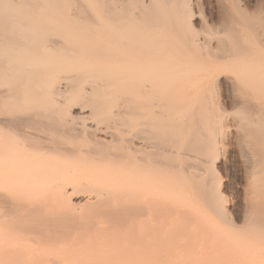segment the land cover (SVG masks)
<instances>
[{
  "label": "bare ground",
  "instance_id": "bare-ground-1",
  "mask_svg": "<svg viewBox=\"0 0 264 264\" xmlns=\"http://www.w3.org/2000/svg\"><path fill=\"white\" fill-rule=\"evenodd\" d=\"M197 1L0 0V264H264V0Z\"/></svg>",
  "mask_w": 264,
  "mask_h": 264
},
{
  "label": "rangeland",
  "instance_id": "rangeland-1",
  "mask_svg": "<svg viewBox=\"0 0 264 264\" xmlns=\"http://www.w3.org/2000/svg\"><path fill=\"white\" fill-rule=\"evenodd\" d=\"M197 2L196 3L198 4V6L201 7V9H200L201 10L200 11L201 16L203 17V19L205 21L206 10L204 9V7L202 5V0H198ZM214 100H215V102H214ZM220 101H222V97H221L220 91H218V89H217L214 93V96H213V102H214L213 106L217 107L218 110H221L223 108V103H222L223 101L222 102H220ZM65 109H66V111L68 110L67 108H65ZM63 111H65V110H63ZM63 117L67 118L65 116H63ZM70 121H68V122H70ZM74 121H76V120H74ZM74 121L72 120V122H74ZM222 149L219 152L220 153L219 156L222 159L224 158L225 161H227L226 164H222L223 166L222 165H219V166L216 165L217 167L213 166V168L209 169V171L210 170L212 171L211 172L212 174L210 172H208L207 175L209 174L211 176L210 177L208 175L209 178L214 177V179H212L213 180L212 181L213 182V185H212L213 189L215 186V191L217 190V192H219V193L222 192L221 194L223 196V199H222V201L224 203L223 205H224L226 211H228V212H226L227 213V217H226L227 223H231L229 221L235 222L236 214L239 212L238 208H237V204H239L241 197H242V182H243L242 181L243 180L242 179V177H243L242 173L243 172H242V166H241V161H242L241 159L242 158L240 157L241 155L239 156L238 153L229 155L227 152V148H225V150H224V148H222ZM221 151H222V153H221ZM221 158H219L218 160H220ZM162 159H161L162 161H165L164 158H162ZM190 163H192V162H188V164H190ZM213 172L215 173V175L213 174ZM216 173L218 174L219 177L217 176ZM212 175H214V176L212 177ZM214 183H217V184L214 185ZM219 189H220V191H219ZM235 194H236V196H235ZM28 202H31V201H28ZM78 208L79 207L75 206L74 209H69L70 211L69 210H62V208L58 204L57 205L55 204L45 212H41V213L39 212V213H35V214L33 213L34 215L32 213H30L28 216V221L26 223V226L28 229V231H27L28 238H33L36 234H38V232L42 233L43 234L42 238H45V239H59V238H61L64 234V232H63L64 229L67 226H69V224H71L74 221L80 220L79 213H80V210H82V209L84 210V208H81V209L79 208V210H78ZM85 208L87 210V207H85ZM86 210H84V211H86ZM4 214H6V213L3 211V209H0V216L4 215ZM6 215H8V214H6ZM145 227L146 226H145V223L143 221H137L133 225V235H142L144 233ZM9 228H10V226L4 227L2 230L7 231V230H9ZM75 236L76 235H74V233H71L69 235V238H74Z\"/></svg>",
  "mask_w": 264,
  "mask_h": 264
}]
</instances>
